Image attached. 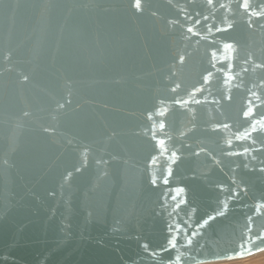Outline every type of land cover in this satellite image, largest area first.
Segmentation results:
<instances>
[{"label":"water","instance_id":"1","mask_svg":"<svg viewBox=\"0 0 264 264\" xmlns=\"http://www.w3.org/2000/svg\"><path fill=\"white\" fill-rule=\"evenodd\" d=\"M262 249L264 0H0V264Z\"/></svg>","mask_w":264,"mask_h":264},{"label":"rangeland","instance_id":"2","mask_svg":"<svg viewBox=\"0 0 264 264\" xmlns=\"http://www.w3.org/2000/svg\"><path fill=\"white\" fill-rule=\"evenodd\" d=\"M261 252H263V251H261ZM250 256H252V255H250ZM250 256H247V257H244V258H241L238 260L234 259V261L230 260L229 262L224 261V263H223V261H221L222 263H220V264H243V263H247V262L253 261V260L264 261V254H260V255H257L255 257L252 256L253 258H251ZM248 257H250L251 259ZM210 263H214V262H210ZM203 264H205V263H203ZM215 264H219V263H215Z\"/></svg>","mask_w":264,"mask_h":264},{"label":"bare ground","instance_id":"3","mask_svg":"<svg viewBox=\"0 0 264 264\" xmlns=\"http://www.w3.org/2000/svg\"><path fill=\"white\" fill-rule=\"evenodd\" d=\"M261 251H263V252H261ZM260 254H264V249L259 250V251L255 252L253 254H250V255H252L253 257H255V256L260 255ZM250 255H248V256H250ZM252 256H250V257L253 258ZM244 257H247V256H244ZM244 257H241V256H239V257H230V258H226V259H220V260H214V261H206V262H201V263H197V264H203V263H205V264H215V263H219L220 264V263H222L221 261H223V263H224V261L229 262L230 260L231 261H234V259L235 260H238V259H241V258H244ZM250 257H248V258H250ZM210 262H214V263H210ZM243 264H247V263H243Z\"/></svg>","mask_w":264,"mask_h":264},{"label":"clouds","instance_id":"4","mask_svg":"<svg viewBox=\"0 0 264 264\" xmlns=\"http://www.w3.org/2000/svg\"><path fill=\"white\" fill-rule=\"evenodd\" d=\"M247 264H264V261L253 260V261L247 262Z\"/></svg>","mask_w":264,"mask_h":264}]
</instances>
